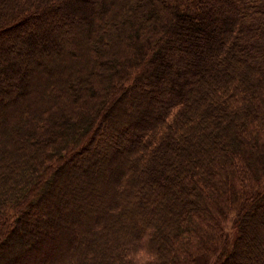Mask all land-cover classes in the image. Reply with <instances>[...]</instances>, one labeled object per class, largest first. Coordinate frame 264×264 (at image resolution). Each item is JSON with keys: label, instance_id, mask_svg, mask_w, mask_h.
<instances>
[{"label": "trees", "instance_id": "obj_1", "mask_svg": "<svg viewBox=\"0 0 264 264\" xmlns=\"http://www.w3.org/2000/svg\"><path fill=\"white\" fill-rule=\"evenodd\" d=\"M0 250L264 264V0H0Z\"/></svg>", "mask_w": 264, "mask_h": 264}, {"label": "rangeland", "instance_id": "obj_2", "mask_svg": "<svg viewBox=\"0 0 264 264\" xmlns=\"http://www.w3.org/2000/svg\"><path fill=\"white\" fill-rule=\"evenodd\" d=\"M5 19V18H4ZM2 37H4V35H2ZM1 37V38H2ZM7 40V39H6ZM3 44H6V43H3ZM229 225V224H228ZM231 227H232V225H229L228 226V232H229V234H230V237H231V239L233 238V233L231 232L232 231V229H231ZM21 240H9V242H8V244L10 245V247H11V254H10V252L8 251L7 253H5V254H10V255H13L14 253H13V251H14V247H15V245L16 244H18L19 242H20ZM2 252H3V250H0V255L2 254Z\"/></svg>", "mask_w": 264, "mask_h": 264}]
</instances>
